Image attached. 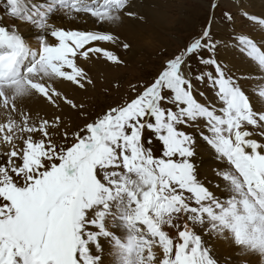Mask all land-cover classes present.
<instances>
[{
    "label": "snow or ice",
    "instance_id": "obj_1",
    "mask_svg": "<svg viewBox=\"0 0 264 264\" xmlns=\"http://www.w3.org/2000/svg\"><path fill=\"white\" fill-rule=\"evenodd\" d=\"M128 7L129 0L4 4L0 264H106L105 253L107 264H220L201 232L231 238L264 256V139L256 138L264 137V108L256 109L215 59L219 41L210 24L167 58L150 83L131 85L136 94L124 104L77 130L56 114L63 106L84 114V104L60 87L68 83L84 90L93 84L79 59L122 61L96 45L119 42L114 34L66 30L49 20L63 11L115 24L121 13L135 16ZM245 15L264 30V20ZM224 16L232 20L229 13ZM21 26L35 30L38 47L30 46ZM234 39L264 73V42L244 34ZM121 46L130 48L126 42ZM193 60L199 65L195 70ZM208 67L213 71L204 70ZM201 83L222 106L197 100V92L205 95ZM258 95L264 101V87ZM32 97L56 111L34 116L25 107ZM199 141L226 161L216 170L223 199L198 179Z\"/></svg>",
    "mask_w": 264,
    "mask_h": 264
},
{
    "label": "rangeland",
    "instance_id": "obj_2",
    "mask_svg": "<svg viewBox=\"0 0 264 264\" xmlns=\"http://www.w3.org/2000/svg\"><path fill=\"white\" fill-rule=\"evenodd\" d=\"M5 2L6 0H0V5L4 7ZM29 2H36V0H29ZM212 4H217L218 6L213 9L211 7ZM132 5V9H130L129 7ZM129 7L126 10L136 13V16L125 15V17L130 19L132 23L134 22L133 24L138 25L139 23L138 28L135 27V29L140 35L137 39L136 37L132 39L134 43H130V49L125 52L132 55L128 58L124 57L125 53H121L118 51L119 49H115V52H112L120 58L122 63L114 64L113 67L110 66L112 63L106 62L102 58L91 59L95 66H91V60H78V63L87 70L93 84L88 85V88L86 87V89L82 90L81 99L76 96L74 97L72 92H69L67 95L70 99H75L74 101L77 104H84V114L81 115L80 112L70 107L67 109L69 113H56L63 116L65 123L70 124L72 130H77L85 123L91 122L110 107L122 105L133 98L136 93L132 91L131 85L150 83L161 70L164 61L174 53L179 52L191 40L198 37L209 24L214 40L219 41L215 52V59L224 68L226 75H230L236 79L245 93L253 95V84L259 78L249 77V72L247 73L244 69L248 66L247 64L252 65L253 68L258 67H254L253 62L250 63L249 58L239 51L236 47L234 35H247L257 41L258 44L264 42V30L261 29L258 23L249 20L245 15L247 13L249 16H255L258 20H264V0H129ZM152 11L160 12V19L156 16L154 17ZM225 12L229 13L232 20H228L224 16ZM60 15H64V12L60 11L56 13L49 20V23L57 26L59 21L56 18ZM73 15L83 17V20H76L77 24H88L86 22L88 19L85 20V17L87 18L88 15L84 13ZM123 16L124 14L121 13V17ZM68 18L71 19V16ZM154 19H158L159 21H155ZM30 29L34 30L31 26ZM115 36L118 37L117 35ZM50 42L55 43L54 40ZM97 43V46L98 44L102 48L106 46L108 50L118 48L117 44L112 42ZM30 46L33 48L38 47L37 41L35 40ZM192 63L194 70L199 67L197 61L193 60ZM204 70L213 71L211 67ZM198 88L199 91L205 93L203 97L199 95V92L196 93V98L199 102L205 104L212 103L217 107L222 106L215 97L213 90L206 84H198ZM139 90L138 88L137 91ZM249 98L254 99L252 96H249ZM44 105L48 109L46 111L43 110L41 115L51 117L56 110L48 104ZM249 129H251V126H249ZM153 140V153L158 156L159 152L157 149L159 148V144L155 141L154 137ZM61 142L63 141L61 140ZM69 143H71L70 140ZM196 167L198 179L206 184L205 174L202 171L203 175L199 167Z\"/></svg>",
    "mask_w": 264,
    "mask_h": 264
},
{
    "label": "bare ground",
    "instance_id": "obj_3",
    "mask_svg": "<svg viewBox=\"0 0 264 264\" xmlns=\"http://www.w3.org/2000/svg\"><path fill=\"white\" fill-rule=\"evenodd\" d=\"M132 7H133V5L130 6L129 8L132 9ZM3 10H4V7H2L0 5V12L2 13ZM145 10H147V9H145ZM142 12H143V10H142ZM142 12H141V14H142ZM159 13L156 11L155 12L152 11L153 16L154 17L156 16L160 19ZM68 17L69 16H65V15L57 16L56 20L59 21L57 23V26H62V28L66 29V30H73V31H75V30H78V31H101V32H108L109 31L112 34L117 35L118 38H120L119 42L115 43V44H117L118 48H114V49L111 48L110 51L115 52V49H119L118 51H120L121 53H125L130 48L125 50V49H123L121 44L125 43V42L128 43L129 45H130V43L133 44L134 42L132 39H134L135 37L137 39L140 36L139 33H137L136 29H135V27L138 28L139 23H138V25L133 24L134 22L132 23L130 19L125 17V15L123 17H121V19L115 24L99 23L94 18L87 16V18L85 17V20L88 19V20H86V22H88V24L79 25V24H77L76 20L77 19L83 20V17H81L80 15H77V16L72 15L71 19H69ZM156 20L159 21L158 19H156ZM134 21H135V19H134ZM88 28H90V29H88ZM20 30L25 35V38L27 39V41L29 42L30 45L36 40L34 38L36 35L35 30L30 29V26H21ZM99 45L100 44H98V46ZM104 47L106 48V46H104ZM114 47H116V46H114ZM125 54L126 55L124 57H127V58L130 55H132L131 53H125ZM93 58H95V57H93ZM250 63H252V61H250ZM90 64H91V66H95V64H93L92 60L90 61ZM252 64L254 65V63H252ZM247 65L248 66L244 70L247 73L249 72L248 73L249 77H257V78H259V80H257V81L255 80L256 82L253 84V87H252L253 95H250L247 92H246V95H248V97L252 96L254 98V99H250V101L254 105L255 108H259V107L264 108V101H262L258 95L256 97V94H258L259 89L261 87H264V74H262V72H260L258 68H253L252 65H249V64H247ZM110 66L113 67L114 64H110ZM254 67H256V65H254ZM118 85H119V82H118ZM60 87H61L62 91H64L66 94H68L69 92H72L74 97L76 96L77 98L79 97L81 99L82 89L76 88L75 86L68 84V83L60 85ZM254 93H256V94H254ZM44 104H47V103L43 99H41L39 97H32V98L26 100L25 107L30 109L31 112L33 113V115L35 116V114H37V113H39L41 115L43 110L46 111L48 109ZM63 109H64L63 113L64 112L69 113L67 111L68 106H63ZM0 119H2V118H0ZM249 130L251 131L252 129H249ZM197 138L199 139L198 136H197ZM256 138L258 140L264 139V137H260L259 135H257ZM194 161H195L196 166L199 167V170L201 171V173L203 171V173L205 174L206 180H207L206 185L212 191L215 192L217 197L223 199L224 197L221 195L222 190H218L216 187L217 183H219V180L216 177V170L218 168L222 169V168L226 167L227 166L226 161L218 160L216 153L213 150H211L203 141H199V144L197 146V155L194 158ZM201 235H202L204 242L207 244V246L212 249V255L220 262V264H264V256H261L258 252H254L252 250L245 249L241 246L235 245L231 238L209 237L208 235H206L203 232H201ZM105 247H107V245H105ZM109 259H110V257L107 255V253H105L106 264H107V261Z\"/></svg>",
    "mask_w": 264,
    "mask_h": 264
}]
</instances>
